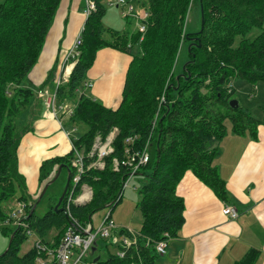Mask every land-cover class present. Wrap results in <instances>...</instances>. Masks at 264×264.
Wrapping results in <instances>:
<instances>
[{"label":"trees","instance_id":"16d2710c","mask_svg":"<svg viewBox=\"0 0 264 264\" xmlns=\"http://www.w3.org/2000/svg\"><path fill=\"white\" fill-rule=\"evenodd\" d=\"M94 1L96 9L86 20L79 56L73 61L68 82L58 88L56 99L60 104H74L71 106L74 113L67 123L75 135L71 140L88 157V165L96 160L89 158L96 138L105 140L114 129L119 132L113 143L114 153L105 159V169L88 170L77 186L76 194L84 185L91 187L92 201L85 206H73L71 213L86 225L94 213L108 206L114 211L122 202L118 197L131 169L120 166L119 172L114 171V160L122 162L126 139L138 136L139 148L150 144V161L137 173L144 181L138 204L143 219L141 236L136 247L126 250L123 258L116 255L121 247L111 253L110 244L104 243L102 247L108 255L95 260L96 264H160L154 243L177 238L186 222L184 201L177 193L185 174L191 171L227 203L226 182L214 166L220 144L229 135L226 123L231 124V132L237 136L256 135L260 122L241 106L231 108L230 102L235 99L238 81L254 87L264 84V0H145L150 19L144 35L137 29L119 32L105 27L108 8L104 0ZM61 2L0 1V220L3 223L9 219L3 206L17 197L18 189H26L25 178L19 173L22 134L17 131L16 123L35 95L29 87V76L39 62ZM196 3L201 8V21L203 14V30L200 24L198 32L185 33L188 15ZM254 29L261 33L253 41L247 40ZM238 37L244 39L234 48ZM182 42L190 47L189 61L183 73L177 75L175 67ZM105 48L132 57L122 102L116 110L80 94L98 52ZM53 75L52 71L45 84L50 83ZM45 84L39 90H44ZM80 125L86 126L82 134L78 132ZM73 159L71 150L64 157L45 161L40 168V183L54 177L61 165L71 169ZM73 174L71 170V181ZM17 201L27 206L29 229L45 245L57 248L68 226L64 211L55 212L53 205L41 218L36 215L37 207L32 211L37 202L29 203L25 194ZM54 230L57 233L49 237ZM15 232L8 252L0 257V264H36V248L20 256L21 245L29 238L26 231L3 226V234L10 239ZM258 259L259 253L252 250L236 264H258Z\"/></svg>","mask_w":264,"mask_h":264},{"label":"crops","instance_id":"0c3cea01","mask_svg":"<svg viewBox=\"0 0 264 264\" xmlns=\"http://www.w3.org/2000/svg\"><path fill=\"white\" fill-rule=\"evenodd\" d=\"M84 4L85 7L82 8V0H62L39 62L29 76V87L34 89L35 95L28 110L23 113L30 112L28 118L30 122L25 128L27 131L20 143L18 158L19 173L27 176L31 192H35L40 183L42 164L50 159L64 157L72 150L71 141L64 133V122L61 126L58 122L66 117L65 113L62 111L59 115L57 111L58 120L49 118L43 107V98L38 92L50 73L54 71L52 70L54 64L62 62V58L73 48L84 28L88 19L87 0H84ZM108 9L116 10L115 12L122 16L119 9ZM65 20L69 21V25L65 40L62 41ZM125 25L129 26V24ZM126 31L129 30L122 32ZM131 61L132 57L121 51L112 48L100 50L80 94L86 95L90 90L91 96L88 97H92L107 108L118 109L122 102ZM60 69V67L55 69V76L53 75L50 83L45 84L44 90L50 93L55 91ZM87 84L92 86L87 88ZM64 106L71 107L69 103ZM262 111L263 108L261 110L258 107L253 108L254 118L260 122L255 136L249 133L237 136L230 130L229 135L220 144V155L216 158L214 166L226 182L229 196L227 203L222 202L191 171L185 174L177 193L184 201L186 222L177 238L168 243L166 254L162 256L163 261L160 264H236L252 250L259 253L258 264H264V113ZM247 112L250 113L249 109ZM260 113L263 114L261 117L258 116ZM56 122L61 127L63 136L54 135ZM31 124L33 126H30ZM67 132L69 138L74 135ZM226 205L238 210L239 217L236 220L224 215L223 209ZM97 251L98 248L95 247L92 254Z\"/></svg>","mask_w":264,"mask_h":264},{"label":"built area","instance_id":"2783aa9c","mask_svg":"<svg viewBox=\"0 0 264 264\" xmlns=\"http://www.w3.org/2000/svg\"><path fill=\"white\" fill-rule=\"evenodd\" d=\"M145 0L131 1V0H104V5L110 8H117L121 11L123 18H134L137 20V30L144 35L148 28V21L150 19V11L147 5L144 4ZM96 9V2L94 0H87L86 15L89 17L92 12ZM84 29V28H83ZM77 37L73 48L65 56L62 64V73L56 83V91L50 94L47 91H39V96L42 97L44 104L47 108V116L54 119L56 116V108L59 103L56 99L57 90L60 86L68 82L70 74L74 67L75 59L79 56V48L82 46V32ZM143 40V38L141 39ZM69 74L65 77L62 75L65 72ZM92 85L87 84L86 87L90 88ZM234 86H231V89ZM44 97H50L46 100ZM165 99H162L164 102ZM60 111L65 113L64 119H69L74 113V107L67 108L62 105L59 108ZM156 117L153 125H156ZM62 124V123H61ZM118 129H114L109 136L103 140L101 137H97L89 158H95L96 160L90 165L86 163V155L84 152L78 150L74 142L71 140L69 133L64 129V133L71 141L72 150L74 152V159L71 163V170L74 171L73 178L71 181V187L69 186L67 194L62 203L64 213L68 218L67 230L61 240L59 246L52 249L45 245L35 234L34 231L29 229L27 225V206L25 203L16 201L14 207L8 212L9 219L4 226L11 225L16 226L18 229L23 228L29 238L35 239L34 247L38 251V257L36 264H82L85 259L92 253V250L98 246V240L104 241L110 244L109 241L114 239L118 243L116 255L123 258L126 254V250L136 247L138 238L141 236L140 231H135L127 227L118 226L112 219L113 208H110L108 216L102 221V224L98 229H94L92 219L86 225L83 224L78 218L71 213L73 206H85L92 201L93 189L87 185H84L79 194H76L77 186L82 181L83 176L90 169H96L103 171L105 169V159L114 153L113 143L118 134ZM125 156L122 162L114 160V171L119 172L120 166L128 167L131 169L128 180L124 183L120 195L118 198L123 197L125 188L129 182L137 176L138 171L146 166L150 161V144L139 148V137L132 136L126 139ZM119 200V199H118ZM224 215L228 218L236 220L239 217L238 210L230 205H226L223 209ZM123 231L125 234L119 235V232ZM167 238H169L166 235ZM171 239H167L161 242L154 243L156 253L159 256H164L168 248V243ZM150 244V241L147 242ZM111 245V244H110ZM96 264V260H94Z\"/></svg>","mask_w":264,"mask_h":264},{"label":"rangeland","instance_id":"374dc122","mask_svg":"<svg viewBox=\"0 0 264 264\" xmlns=\"http://www.w3.org/2000/svg\"><path fill=\"white\" fill-rule=\"evenodd\" d=\"M84 7H85L84 0H82V8H84ZM59 10H60V7L57 10V13L54 17L52 25H53V23L57 17ZM115 11L113 9L107 10V17H106L105 22H104V24L107 27L114 28V29L121 31V32L125 31L127 29L129 31L134 29L136 31V28L138 27L136 19L130 17V18H127V20L125 21V18L120 16ZM125 24H129V26H126ZM200 24H201V8L199 6V3H196V5L192 7V9L188 15L187 22L185 25V33H191V32L196 33V32H198L200 29ZM52 25H51V27H52ZM68 25H69V21L65 20L63 23V32H62V37H61L62 41L65 40ZM49 32H50V30H49ZM260 33H261V30L254 29L247 35L246 38L249 41H253ZM47 37H48V35H47ZM243 39H244V37H238L234 43V48L239 47L240 42ZM45 44H46V42H45ZM64 58H65V56L62 58L61 63L57 62L56 64H54L53 69H52V70H54L53 72H55V69H57L58 67H60L62 69V64H63ZM188 61H189V47L187 46V44L185 42H182V45H181L180 50H179L177 62H176L175 74H177V75L182 74L183 68L188 63ZM61 69H60V74L57 77V80L62 73ZM68 74H69V72L67 71L62 76L66 77ZM57 80H56V83H57ZM258 87L257 86L254 87V86L247 84L245 82L243 83L242 81H238L236 83V90L237 91H236L235 99L238 100L239 102H241L240 106L242 108H244L247 111L249 109V112L251 114H253V117H254V113H253L254 107H258L260 110L263 108L262 112L264 113V84L260 83V84H258ZM259 89H261V90L263 89V91L260 90V94H259ZM43 91H46V90H43ZM55 91H56V85H55ZM55 91L53 93H55ZM47 92H49V91H47ZM53 93H50V94H53ZM38 94H39V92H38ZM86 96H91L90 90H88L86 92ZM44 99L48 100V99H50V97H44ZM162 99H165V98H162ZM162 99H161V101H162ZM33 101H36V99H33ZM62 105L64 106V104H60V103L57 104L56 116L54 118L55 120H58L57 111H58L59 115L62 113V111L59 110V108L62 107ZM73 105L74 104L72 103L71 106H73ZM43 107H44L45 111H47V108L44 104V101H43ZM29 113L30 112L23 114L21 116V118L16 123L17 131L22 134L21 141H22L23 136H24L23 134H25L27 131V130L25 131V128L28 127L29 122H30L28 119V118H30ZM262 115H263L262 113L258 114L259 117H261ZM24 117H25V119H24ZM67 120L68 119H61V120H58V122L60 123V126H61V123L64 122V129L71 132L72 130L68 127ZM226 125H227L228 129L231 130V128H232L231 124L229 122H227ZM30 126H33V125L31 124ZM55 126H56V130L54 132V135H60V136L62 135L63 136V133H62L63 131H62L61 127H59L57 125V122L55 123ZM35 131H33V132H35ZM85 131H86L85 125H80L78 127L79 134H82ZM72 137H74V135ZM21 174L25 178L26 189L22 190V191H20L18 189L17 197L14 200H12L10 203L3 206V209L5 208V210H6L5 211L6 215H7V211L10 212L11 208L15 206L17 198L21 197L22 194L26 195L29 203H32V202L38 203L44 188L55 177L54 176L52 178H49V180L47 182H44V184L39 183L37 185L36 191L31 192V191H29L30 186H29L27 176L24 173H21ZM67 178L68 177H67L66 170H64V172L60 175L58 180L49 187L46 195L43 197V199L37 205L36 215L38 217H41V218L44 217L50 211L51 206L55 205V202L62 196V194L65 190V187L67 185ZM143 184H144L143 179L141 177L135 176L129 182L127 187L125 188V191H124L123 197H122V202L114 209V211L112 213V219L118 226L127 227V228H130L132 230H136V231L141 230L143 219H142L141 211L138 208V204L141 200V195H140L139 189L142 187ZM109 212H110V208H104V209L93 214L92 224H93L94 229H98L100 227V225L102 224V221L108 216ZM3 224L4 223L0 220V257L7 251L8 247H9V242H10V238L3 234V226H4ZM56 233L57 232L55 230L52 231L49 234V237L54 236ZM34 243H35V239H33V238H28V240H25L21 245L20 256H24L26 253H28L34 247ZM104 243H105L104 241L98 240V243H97L98 244V246H97L98 251L95 254H92V253L89 254V256L85 259V261L82 264H91V262L94 261L95 259L99 258V256H102V258L105 259L106 256L108 255V252H106L102 247L104 245ZM109 243L111 244L109 251L111 253H115L116 248L118 246L117 241H115L114 239H111L109 241ZM162 261H163V257L160 256L158 262L162 263Z\"/></svg>","mask_w":264,"mask_h":264},{"label":"water","instance_id":"95a60500","mask_svg":"<svg viewBox=\"0 0 264 264\" xmlns=\"http://www.w3.org/2000/svg\"><path fill=\"white\" fill-rule=\"evenodd\" d=\"M201 26H202V28H201V31H202V30H203V26H204V18H203V14H202ZM189 51H190V47H189ZM187 64H188V63H187ZM187 64H186V65H187ZM184 69H185V66H184ZM179 78H180V77H178V79H179ZM230 107L233 108V109H238V108L240 107V103H239V101L236 100V99H233V100L230 102ZM63 169H65V170L67 171V177H68V178H67V185H66V187H65V190H64L62 196L59 198L58 203H57V204L55 205V207H54V211H55V212H63V211H64V209L62 208V203H63V201H64V198H65L66 194H67V191H68V188H69V185H70V181H71V176H70V174H71V170H70V169H68L67 167H65V165H61V166H59V168H58V170H57V173H56L54 179L46 185V187L44 188V190H43V192H42V194H41V196H40V199H39V202H40V201L43 199V197L46 195V193H47L49 187H50L52 184H54V183L58 180V178L60 177V175H61L62 172H63ZM39 202H38V203H39ZM36 207H37V204L34 206V209L32 210L33 212L35 211ZM15 234H16V232H15V233L13 234V236L11 237L10 242H9V247H8L7 251H6L2 256H5V254L8 252V250H9V248H10V246H11V243H12V241H13V239H14ZM96 261H97V260H96Z\"/></svg>","mask_w":264,"mask_h":264}]
</instances>
